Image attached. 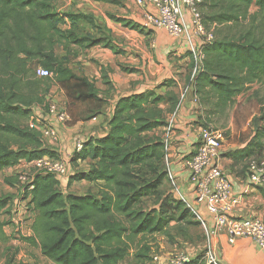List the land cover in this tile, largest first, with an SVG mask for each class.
<instances>
[{
    "label": "trees",
    "instance_id": "1",
    "mask_svg": "<svg viewBox=\"0 0 264 264\" xmlns=\"http://www.w3.org/2000/svg\"><path fill=\"white\" fill-rule=\"evenodd\" d=\"M55 2L0 0V171L44 156L58 158L45 147V139L35 128L41 118L37 108L48 112L51 87V77L36 75V67L49 69L63 89L70 86L76 99L105 102L95 83L75 74L66 56H59L55 49L58 43H63V50L69 44L111 47L110 29L98 27L93 15L60 12ZM253 5L258 7L254 13ZM201 11L214 38L202 48L204 57L192 84L201 107L198 123L207 127L227 115L238 95L264 83V0H204ZM108 16L125 27L146 32L145 26L126 17ZM81 20L97 28L99 36L78 33ZM223 26L226 28L220 29ZM190 58L193 68L196 64L191 54ZM101 71L103 83L111 89L109 70L103 67ZM174 83L167 80L158 88ZM164 101L169 104L167 110L160 106ZM179 102V94L170 90L119 97L107 135L88 139L70 158L71 167L87 161L90 166L70 174L69 181H86L97 191L64 193L54 175L35 173L24 186V199L34 213L32 235L24 239L55 264H123L132 254L135 264H154L149 236L166 232L173 221L198 224L189 219L195 215L183 200L162 190L169 178L167 152L155 131L166 124V112L173 113ZM223 156L242 165L240 173H248L249 163L264 156V125L243 147ZM5 182L20 187L17 177H6ZM146 199L154 206L146 209ZM11 200V195L0 196V238L11 223L3 218L11 213ZM188 263L213 264L204 254ZM6 264L27 263H15L11 258Z\"/></svg>",
    "mask_w": 264,
    "mask_h": 264
},
{
    "label": "crops",
    "instance_id": "2",
    "mask_svg": "<svg viewBox=\"0 0 264 264\" xmlns=\"http://www.w3.org/2000/svg\"><path fill=\"white\" fill-rule=\"evenodd\" d=\"M119 1L120 4L98 0H56L55 7L60 12L93 15L98 27L110 29L108 34L112 46L97 44L80 47L69 44L67 50H63L62 46L56 47V53L61 57L66 56V62L75 74L95 83L100 90V99L105 102L100 103L94 99L78 100L69 96L61 86H53L49 98L61 109H65L71 119L67 123H61L54 116L43 113L40 107L37 108V114L43 119L48 118V123L53 124L59 134L57 140L45 138V147L54 151L58 158L69 159L75 154L78 141L85 142L90 138H102L107 135L110 129L109 120L119 97L146 90H155L162 94L167 90L174 91L180 96L179 105L173 113L166 112V124L158 127L155 134L166 144V168L173 184L174 197L178 198L181 194L192 201L195 196L184 160L199 142L202 126L198 123L201 107L193 94L194 67L192 68L188 43L185 37H173L162 28L146 27V32L142 33L111 19L109 14L123 16L144 26L146 13H154L151 6H140L135 0ZM82 32L83 29L79 28L78 33ZM86 32L99 33L97 28L90 24L87 25ZM103 67L109 70L107 73L112 83L111 89L102 81ZM171 79L175 81L173 86L158 88L159 84ZM184 94L185 97H182ZM160 106L165 110L169 108L167 101L162 102ZM253 118L248 119L251 121ZM246 120L241 122L237 129L230 125L231 139L228 141L225 136L220 165L232 181V195L239 197V203L233 207L231 214L235 217H259L264 220V189L251 183L248 173L239 172L242 165H234L230 158L223 156L229 151L243 147L260 127L258 124L253 131L250 129L247 134H242L241 132L248 130L250 124V121ZM76 170L78 167H71L70 174ZM198 210L199 220L208 228L212 227V215L205 205L199 206ZM210 248L221 264H264V250L251 238L238 237L235 243H230L227 235L219 233L213 237Z\"/></svg>",
    "mask_w": 264,
    "mask_h": 264
},
{
    "label": "built area",
    "instance_id": "3",
    "mask_svg": "<svg viewBox=\"0 0 264 264\" xmlns=\"http://www.w3.org/2000/svg\"><path fill=\"white\" fill-rule=\"evenodd\" d=\"M135 1L140 6L149 5L154 9V13H146L145 27L165 29L176 38L185 37L188 51L196 64L192 71L193 79L204 57L203 46L214 38L212 30H208L204 24L201 11L204 0ZM35 72L40 77L53 76L49 69L42 66L36 67ZM185 94L182 97H185ZM47 113L61 123H67L71 119L65 109H61L57 103L51 100ZM49 121L48 118L38 117L35 128L41 133L42 139L57 140L58 130L53 124L48 123ZM224 142L225 132L223 130L211 125L202 127L198 146L196 144L193 152L184 160V167L190 174L189 181L195 197L189 201L185 195L180 194L178 198L187 204L198 219L200 217L198 207L205 205L207 211L212 215L213 226L208 228L202 220L200 222L210 237L223 233L227 235L230 243H235L238 237H247L253 239L259 248L264 250V220L259 217H235L231 214L233 207L239 203V197L232 195V181L229 174L220 165ZM83 146L84 142L78 141L76 152L81 151ZM67 160V158L44 156L30 163L35 170L34 173L52 174L62 183L64 180L61 178H68L70 175L71 166L68 165ZM248 177L251 183L264 189V156L249 163ZM31 181L32 178L27 181V184ZM29 231L31 233V230ZM209 249L208 262L220 264L217 255L210 246ZM152 257L154 264H161V258L158 255L153 254ZM189 261L188 256L179 254L173 257L169 264H187Z\"/></svg>",
    "mask_w": 264,
    "mask_h": 264
},
{
    "label": "rangeland",
    "instance_id": "4",
    "mask_svg": "<svg viewBox=\"0 0 264 264\" xmlns=\"http://www.w3.org/2000/svg\"><path fill=\"white\" fill-rule=\"evenodd\" d=\"M258 7L253 5L251 12H256ZM87 21L81 20L77 22V27L83 29L81 35L86 34L92 37L99 36V33L90 34L86 32ZM85 24V25H84ZM248 25V24H247ZM67 27V26H64ZM223 26L220 29H225ZM56 46L61 47L63 43H58ZM34 65V63H33ZM53 78V79H52ZM50 90L53 86L59 85L55 81L54 76L50 78ZM60 86V85H59ZM65 88V87H64ZM49 90V94H50ZM65 91H68V95L71 96L70 86H67ZM48 100L50 101L51 98ZM73 97V96H71ZM264 113V83L254 84L250 90L245 91L235 99V102L227 111V115L216 119V122H212V126L221 129L225 132L226 138L229 141L231 129L230 125L235 129L240 127V123L244 120L251 119L248 125V130L241 132L247 134L248 131H253L254 127L258 124L260 127L264 125L262 115ZM255 114V116H254ZM256 119V121H255ZM246 120V121H247ZM245 122V121H244ZM256 122V123H255ZM241 131V130H240ZM90 162L82 163V166H78V170H85L89 168ZM74 168L77 164H73ZM77 171V170H76ZM35 170L31 163L22 162L16 167L7 168L0 171V196L11 195V213L3 216L5 219H11V223L4 228V237L0 238V264H6L11 258L15 263H27V264H55L44 257L40 248L36 245H30L24 238L29 237L32 233L30 225L34 216L33 211L27 205L28 200L24 199L25 190L24 186L27 185V181L30 180ZM6 177H17L19 179L20 187H12L5 182ZM22 177V178H20ZM64 186L61 187L64 193H76L85 194L88 192H96L97 188L90 186L88 183L82 181H69V177H62ZM162 190L166 192H172L173 184L170 179H166L162 186ZM179 197V196H178ZM153 201L146 199L144 207L146 209L151 208ZM17 210H20L19 212ZM191 221H197L198 224L189 223L187 221L176 222L173 221L168 226L166 232L149 236L147 241L152 246V253L158 255L161 258V263L169 264V261L179 254L188 256L190 260L195 259L198 255L204 254L208 257L210 251L209 246L212 243L213 237H210L206 231V228L201 225L198 218H189ZM31 230V233L30 231ZM32 235V234H31ZM218 258V257H217ZM219 260V259H218ZM136 260L133 254L128 256L123 264H135ZM189 264V263H188ZM221 264V263H220Z\"/></svg>",
    "mask_w": 264,
    "mask_h": 264
},
{
    "label": "water",
    "instance_id": "5",
    "mask_svg": "<svg viewBox=\"0 0 264 264\" xmlns=\"http://www.w3.org/2000/svg\"><path fill=\"white\" fill-rule=\"evenodd\" d=\"M68 165L70 166V158L67 160Z\"/></svg>",
    "mask_w": 264,
    "mask_h": 264
}]
</instances>
